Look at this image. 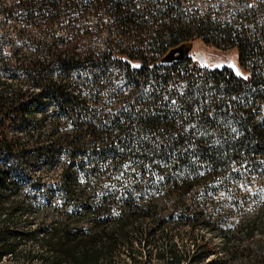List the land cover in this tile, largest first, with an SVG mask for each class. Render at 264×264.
<instances>
[{"label": "trees", "instance_id": "16d2710c", "mask_svg": "<svg viewBox=\"0 0 264 264\" xmlns=\"http://www.w3.org/2000/svg\"><path fill=\"white\" fill-rule=\"evenodd\" d=\"M91 11L108 16L123 47L81 52L48 34L28 43L44 54L21 45L10 60L0 55L2 68L29 84L0 77V264L8 256L118 264L122 251L139 264L137 241L176 222L222 237L227 258L211 259L214 242L204 237L193 254L171 245L167 264H264V0L210 1L204 10L189 0H0V14L14 21H73ZM198 41L235 51L239 72L201 67L192 52L162 61ZM94 69L102 74H73ZM23 120L36 132H18ZM39 159L60 165V205L41 178L33 185L47 192L44 205L26 189L21 170ZM233 214L239 224L228 226ZM28 216L38 225L20 229ZM28 244L43 251H21Z\"/></svg>", "mask_w": 264, "mask_h": 264}, {"label": "rangeland", "instance_id": "374dc122", "mask_svg": "<svg viewBox=\"0 0 264 264\" xmlns=\"http://www.w3.org/2000/svg\"><path fill=\"white\" fill-rule=\"evenodd\" d=\"M9 6H13L15 2L19 0H2ZM29 1V0H25ZM61 1V0H58ZM72 1V0H65ZM210 1L213 4L219 2H224L227 0H189V3L195 4L204 10L208 7ZM70 12H74V7L68 9ZM22 29V35L18 31ZM89 29V33H84V31ZM84 33V34H83ZM47 34V36H46ZM48 34H55L56 36H62L64 39L59 40L56 43L57 47L60 48H72L77 51L85 52L92 50H104L108 43L114 47H123L126 41L122 36L118 28L115 27L114 23L108 18V16L103 12L91 11L81 14L77 20H70L65 16L59 17L58 19H28L27 21H14L7 20L5 16L0 14V55L5 56L6 60H10L9 51L17 46L23 45V52L30 54L33 51H37L39 54H44L42 48L36 49L33 45H29V42H34V40H44L48 38ZM35 40V41H36ZM28 46H26V45ZM32 44V43H30ZM110 45V44H109ZM192 55L195 60L198 61L199 65L204 68H221L224 66L232 67L236 72H239L236 65V53L233 50H222L218 49L212 45L204 44L200 41L195 42L192 48ZM45 56V55H43ZM136 65L138 63H135ZM73 74H102L98 69L94 71L75 72ZM0 77L8 79L14 85H23L24 87H29L22 73L18 71H6L1 67L0 63ZM53 109V105L49 106V110ZM37 115H40L38 112ZM50 126L47 124L46 130H49ZM17 131L22 133H35L36 128L34 121L23 120L17 126ZM34 142L30 143V147H34ZM64 161V160H62ZM60 165L57 167L50 166L45 160L39 159L28 163L22 170L21 174L23 176L24 184L28 191L38 194V203L42 206L47 201V195L45 191L41 188H36L33 185L35 178H41L44 182L43 187L51 188L53 194H51V199L53 204L60 205L64 199L63 192L56 186L59 173ZM41 190V191H40ZM229 195L226 192L220 191L218 194V201L220 207L223 209H228L230 207L228 203ZM217 205V206H218ZM246 211H251L255 208L254 202L247 201L244 204ZM166 209L171 212V207L167 206ZM4 218V215L0 216V220ZM240 218L233 214L227 219L228 226H236L239 224ZM29 222H35L34 226L38 225V222L33 217H24L18 224L20 229H26L29 227ZM145 227L152 228L150 222H146ZM203 237V238H202ZM205 238L210 239L214 242L216 253L211 256V259L223 260L227 258V255L220 249L223 239L220 236H216L213 239L211 234L203 231L201 229H194L191 226L184 223H172L167 225L165 229L161 230L159 233L155 234L153 241L144 244L143 239L137 241V246L139 247V264H167L170 262L171 254L169 251L170 246H175L179 253L186 252L188 254L196 249L194 246V241L201 243ZM142 242L143 247H140ZM33 250L36 253H41L43 248L39 245L28 244L21 248V251ZM22 257V256H20ZM22 258L18 259L15 256H8L4 259L1 264H38L37 261H21ZM118 264H133L130 255L126 251H122L118 255ZM188 259H184L181 264H188ZM232 264H239L233 262Z\"/></svg>", "mask_w": 264, "mask_h": 264}, {"label": "water", "instance_id": "95a60500", "mask_svg": "<svg viewBox=\"0 0 264 264\" xmlns=\"http://www.w3.org/2000/svg\"><path fill=\"white\" fill-rule=\"evenodd\" d=\"M193 44H183L170 50L162 59L164 63L180 60L192 51Z\"/></svg>", "mask_w": 264, "mask_h": 264}, {"label": "built area", "instance_id": "2783aa9c", "mask_svg": "<svg viewBox=\"0 0 264 264\" xmlns=\"http://www.w3.org/2000/svg\"><path fill=\"white\" fill-rule=\"evenodd\" d=\"M106 49V48H105ZM116 50H118V49H116Z\"/></svg>", "mask_w": 264, "mask_h": 264}]
</instances>
